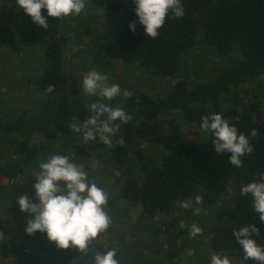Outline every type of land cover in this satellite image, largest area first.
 <instances>
[{"label": "trees", "instance_id": "16d2710c", "mask_svg": "<svg viewBox=\"0 0 264 264\" xmlns=\"http://www.w3.org/2000/svg\"><path fill=\"white\" fill-rule=\"evenodd\" d=\"M182 3L184 16L177 19L169 14L158 37L151 38L145 36L132 0H85L88 9H103L111 23L105 31L108 35L102 37L103 43H94L88 55L96 66L115 67L122 62L166 79L179 76L183 58L197 47L199 40L220 57L239 55L238 62L220 67L203 82L180 80L163 96L136 90L123 104L106 103L123 108L131 120L115 130L105 166L100 170V174L108 175L117 168L125 179L115 197L109 195L105 210L116 218L117 213L123 214L124 208H129L120 209L117 201H124L137 208L140 217L152 219L170 213L182 201L195 203V196L199 195L207 208L222 211L220 223L209 232L211 248L230 255L239 248L232 223L239 229L255 224L260 235L252 238L264 245V223L254 217L250 198L240 195L242 185L264 173V0ZM1 6L0 53L15 43L14 35L9 34L10 26L23 17L18 6ZM132 23H136L135 32L129 28ZM22 37L21 46L27 52L42 49L34 74L40 102L19 115L0 117V140L16 134H38L48 143H56L70 137L72 125L87 121L92 115L88 105L98 99L81 98L82 81L69 78L64 59L65 33L48 29L40 39L31 32ZM49 84L55 85L52 93L46 90ZM210 113L222 114L235 124L238 133L248 136L253 152L241 157V167L228 163L226 154L215 153L212 134L201 130V117ZM180 120L188 124V129L181 128ZM252 130L256 131L255 136L248 135ZM14 145L17 158L0 165V175L13 181L0 185V264H92L93 254L103 252L96 241L80 253L74 248L58 249L45 234H26L31 216L20 211L16 199L27 196L24 192L30 190L24 186V178L30 172L39 175V162L47 159L43 152L48 149L20 140ZM96 146L106 148L98 141ZM130 163L135 167H128ZM34 183L30 188H34ZM104 185L111 193L113 185L103 180L100 187ZM34 193L28 197L38 202ZM127 255L117 252L119 264H135L137 255Z\"/></svg>", "mask_w": 264, "mask_h": 264}, {"label": "rangeland", "instance_id": "374dc122", "mask_svg": "<svg viewBox=\"0 0 264 264\" xmlns=\"http://www.w3.org/2000/svg\"><path fill=\"white\" fill-rule=\"evenodd\" d=\"M3 3H7L9 7L18 6L16 0H0V8ZM42 15L47 18V28L33 23L24 11L23 17L10 26L9 34L14 35L15 43L8 44L0 53V117L10 118L19 115V112L28 111L33 104L38 105L40 102L39 96L35 93L34 74L42 49L31 53L27 52L25 47L22 48L21 40L24 33L31 32L37 39H40L48 29H58L59 33H65L67 42L64 46V59L69 78H77L82 81L88 71L97 70L108 77V84H119L122 90L127 89L131 93L140 90L154 97L163 96L180 80L195 79L197 83L203 82L212 77L220 67H229L239 59L238 53L226 58L220 57L205 41L199 40L197 47L183 58L177 78L156 77L144 69L129 67L122 62H119L115 67L96 66L88 55L92 51V45L100 44L102 37L108 35V32L105 33V31L111 25L103 9L95 11L85 6V10L79 16H69L64 19L48 18L46 10H42ZM261 91L264 94V89ZM87 97L89 96L85 93L81 96V98ZM94 97L100 99L98 96ZM125 100L126 98L121 95L111 101L104 102L120 105ZM180 121L181 128L188 129V124L184 120ZM18 140L25 141L32 146L47 147L48 150L43 152L47 156L50 153L69 156L71 160L83 166L88 178L98 186L102 185L103 180L107 185H113V190L111 193L109 192L112 197H115V193L122 189L125 179L119 176L117 168L111 170L108 175L100 174V170L105 166L108 146L100 149L97 148L96 143H84L82 139H78L74 131L70 137L56 143H48L43 136L38 134H16L7 140H0V165L6 162L11 163L13 159L17 158V155L14 154V143ZM128 167L134 168L135 165L130 163ZM37 177V172H30L24 178V186L30 190L24 192L27 196L30 195V192L34 193V188L30 187ZM12 182L11 179L7 180L0 175V185H10ZM102 187L105 190L107 188L106 185ZM117 204L120 209L123 206L129 208L123 207L126 210L123 211V214L117 213L116 218L112 214L107 231L92 241L98 242L103 252L115 248L117 252L120 251V254H128L129 258L137 255L134 259L135 264L142 262L143 264H209L210 257L213 254H218L211 248L209 232L221 221L222 211L219 208L215 210V213L212 209L207 208L204 202L196 205L194 202L188 201L189 208L178 206L168 214H160L148 219L140 217L137 208L130 207L124 201H117ZM192 206L201 209L199 215L193 214ZM117 218H120L118 222H116ZM192 224H196L202 229V233L195 238H190L188 235ZM231 230L235 232L239 228L232 223ZM103 252L99 251V253ZM227 256L230 258L231 264H258L253 260L244 261L239 248L236 253L227 254Z\"/></svg>", "mask_w": 264, "mask_h": 264}, {"label": "clouds", "instance_id": "9594fccd", "mask_svg": "<svg viewBox=\"0 0 264 264\" xmlns=\"http://www.w3.org/2000/svg\"><path fill=\"white\" fill-rule=\"evenodd\" d=\"M138 22L144 28L145 36L156 38L165 24L169 14L177 19L185 13L182 0H132ZM19 9L29 16L33 23L47 28V18L42 15L46 10L48 18H66L79 16L85 10V0H16ZM132 32L136 23L129 25ZM108 77L97 70H90L83 77L82 90L89 97L98 96L96 102L88 105L92 115L84 123L72 125V131L84 143L93 142L110 146L111 137L120 124H127L131 115L123 108L112 107L104 101H111L117 96L128 98L132 93L121 89L119 84H108ZM47 92L52 93L55 85L49 84ZM119 122L118 124L115 122ZM201 130L212 134V147L217 154H226L228 163L239 168L241 157L251 154L253 146L244 133H238L235 124L223 118L222 114L210 113L201 117ZM248 135L255 136L252 130ZM40 171L35 179L34 202L28 196L16 199L21 212L29 213L31 218L25 228L29 236L39 232L45 234L50 242H54L61 250L77 249L85 252L90 243L105 232L111 218L105 211L109 193L91 181L82 165L71 160L67 155L50 153L46 160L38 165ZM240 195L251 200L254 217L264 223V173L258 178L242 185ZM202 203L199 195L195 196V204ZM183 208H189L187 201L180 202ZM193 207V214L199 215L201 209ZM182 226V225H181ZM202 229L192 224L188 235L195 238ZM235 242L243 254L244 261L253 260L264 264V245H259L253 235L259 237L260 229L255 224L241 227L233 233ZM92 264H119L117 250L111 248L103 253H94ZM209 264H231L227 255L213 254Z\"/></svg>", "mask_w": 264, "mask_h": 264}]
</instances>
